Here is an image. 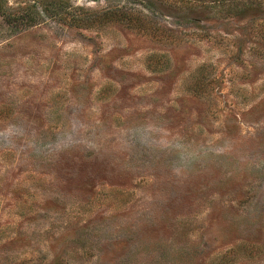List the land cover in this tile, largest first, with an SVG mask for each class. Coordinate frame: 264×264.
Returning a JSON list of instances; mask_svg holds the SVG:
<instances>
[{"label":"rangeland","instance_id":"1","mask_svg":"<svg viewBox=\"0 0 264 264\" xmlns=\"http://www.w3.org/2000/svg\"><path fill=\"white\" fill-rule=\"evenodd\" d=\"M0 264H264V0H0Z\"/></svg>","mask_w":264,"mask_h":264},{"label":"trees","instance_id":"2","mask_svg":"<svg viewBox=\"0 0 264 264\" xmlns=\"http://www.w3.org/2000/svg\"><path fill=\"white\" fill-rule=\"evenodd\" d=\"M188 2H192V1H199V2H203L204 4H209V3H215V4H230V3H240L241 2H248V1H252L253 0H186Z\"/></svg>","mask_w":264,"mask_h":264}]
</instances>
